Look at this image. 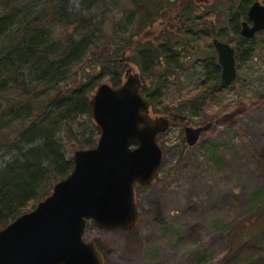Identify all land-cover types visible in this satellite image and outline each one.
<instances>
[{"label":"rangeland","instance_id":"374dc122","mask_svg":"<svg viewBox=\"0 0 264 264\" xmlns=\"http://www.w3.org/2000/svg\"><path fill=\"white\" fill-rule=\"evenodd\" d=\"M26 1L23 7L38 10L52 0ZM225 1L215 0L220 14L229 15V10L235 16L232 24L243 21V1L234 0L231 6ZM92 3L98 5V18L106 31L127 32L125 26L132 23L138 9L136 0H69L63 4L88 14ZM225 26L222 40L237 46L243 37L231 35V25ZM245 43L251 50L247 58L243 50H237L238 72L230 85H216L217 74L211 69L218 55L211 38L187 44L189 51L181 52L182 62L161 90L149 83L144 95L155 93L157 116L185 110L188 120L180 125L169 117L170 128L157 138L164 163L151 186L135 190L138 224L131 231L109 232L87 226L84 239L98 244L105 264H264V32L256 34L253 44ZM133 67L143 73L141 66L135 63ZM109 80V75L99 76L87 97L91 99L97 86ZM202 96H206L204 104H200ZM239 107L245 110L233 122H224L225 115ZM209 122L212 127L189 146L185 126ZM75 127L98 140L100 131L90 114L80 115ZM64 141L72 159L75 149L70 150L69 138ZM7 158L0 151V170Z\"/></svg>","mask_w":264,"mask_h":264},{"label":"trees","instance_id":"16d2710c","mask_svg":"<svg viewBox=\"0 0 264 264\" xmlns=\"http://www.w3.org/2000/svg\"><path fill=\"white\" fill-rule=\"evenodd\" d=\"M68 1L52 0L38 10L23 7L26 0L0 1V151L8 156L0 170V229L50 195L53 183L73 170L64 137L69 138L70 150L96 145L95 138L78 132L75 124L80 115L91 116L87 96L99 76L109 75L112 86L124 81L126 63L120 60L124 52L127 63L143 69L144 94L149 83L161 90L182 62L181 52L189 51V43H178L175 38L167 45H154L139 40L143 31H106L98 18V5L92 3L84 14L67 8L63 3ZM149 1L136 0V10L143 12ZM242 1L247 17L251 5ZM150 5L163 6L164 2L151 0ZM232 21L230 28L239 39L240 23ZM225 24H221L224 31ZM247 41L243 38L239 43L245 57L251 50ZM249 41L254 43V39ZM211 70L217 74L216 85H228L221 80L217 61ZM154 94L148 96L151 114L158 115ZM200 100L204 104L206 96ZM244 110L239 107L227 113L224 122H233ZM161 113L180 125L188 120L185 110Z\"/></svg>","mask_w":264,"mask_h":264},{"label":"water","instance_id":"95a60500","mask_svg":"<svg viewBox=\"0 0 264 264\" xmlns=\"http://www.w3.org/2000/svg\"><path fill=\"white\" fill-rule=\"evenodd\" d=\"M247 14L251 24L243 20L240 33L252 40L264 31V0L253 1ZM213 44L221 79L230 85L238 72L235 48L219 39ZM126 65L120 85L102 82L89 101L100 131L97 144L74 150L73 170L54 184L52 193L0 229V264H105L98 244L84 239L87 226L109 232L131 231L138 224L135 187L151 186L158 177L164 152L157 138L171 121L151 114L141 75ZM211 125L185 126L188 145Z\"/></svg>","mask_w":264,"mask_h":264},{"label":"flooded vegetation","instance_id":"af4514ba","mask_svg":"<svg viewBox=\"0 0 264 264\" xmlns=\"http://www.w3.org/2000/svg\"><path fill=\"white\" fill-rule=\"evenodd\" d=\"M211 1L212 0H163V6H153L150 5V0L148 6L146 8H143V12L142 10H140L139 12L138 10H136L134 20L131 24L127 23L125 29L128 31H143L142 33L145 32L146 34H149L147 35V38L141 39L140 41H143V43L146 42L154 45H167V43H169L173 38L177 39L178 43H189L193 40L199 41L204 38H211L213 44L214 39H219L220 41L222 40L221 24H231L233 16L232 14H230L229 10L227 11L229 15H221L222 12L220 14L219 5L217 4V2H215V0H213L212 6L209 7V3ZM233 1L234 0H227L225 1V3L231 6L234 4L232 3ZM255 1L262 2V0ZM146 9L149 10V14L146 13ZM182 20L185 21L181 22ZM243 20L249 21L248 16ZM177 23H180V28L176 26ZM249 24H251L250 21ZM206 25H211V28L206 29ZM230 31L231 35L235 34L233 28H230ZM240 32L241 25L239 29V35L241 36ZM242 37L245 38L244 36ZM231 46L235 48V53L237 56V50H240L239 44L237 46ZM125 63L128 64L127 62ZM138 73L140 75H143L140 70ZM140 186L144 187L142 185H136L135 190Z\"/></svg>","mask_w":264,"mask_h":264}]
</instances>
